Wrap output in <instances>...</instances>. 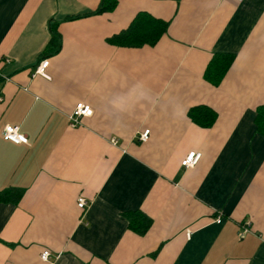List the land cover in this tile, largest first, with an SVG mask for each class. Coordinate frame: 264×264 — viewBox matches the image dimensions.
Returning <instances> with one entry per match:
<instances>
[{"label":"crops","instance_id":"crops-1","mask_svg":"<svg viewBox=\"0 0 264 264\" xmlns=\"http://www.w3.org/2000/svg\"><path fill=\"white\" fill-rule=\"evenodd\" d=\"M99 2L0 0V264H264V0H117L83 16ZM141 11L168 22L155 45L108 42ZM52 24L61 48L40 57ZM216 54L233 60L214 85ZM42 58L49 77L34 74ZM80 102L91 112L70 126ZM198 105L211 126L190 119ZM8 124L28 143L3 139Z\"/></svg>","mask_w":264,"mask_h":264},{"label":"trees","instance_id":"trees-1","mask_svg":"<svg viewBox=\"0 0 264 264\" xmlns=\"http://www.w3.org/2000/svg\"><path fill=\"white\" fill-rule=\"evenodd\" d=\"M117 0H100L96 9L86 12L83 16L98 14L110 11L115 8ZM77 16H69L66 19H75ZM168 22L155 18L147 12H138L130 22L129 26L108 38V42L122 47H140L143 45H155L160 37L166 32ZM50 39L42 51L40 57L57 53L61 48V36L56 31L54 24L51 25ZM233 56L229 54H216L209 61L205 77L212 84L217 85L226 70L229 68ZM190 119L197 125L209 127L213 124L216 113L209 107L198 105L189 109ZM254 124L257 132L264 136V105H259L255 110ZM9 191H0V201L4 200V195ZM129 226L132 230L142 234L149 227V220L139 212L128 215Z\"/></svg>","mask_w":264,"mask_h":264},{"label":"built area","instance_id":"built-area-1","mask_svg":"<svg viewBox=\"0 0 264 264\" xmlns=\"http://www.w3.org/2000/svg\"><path fill=\"white\" fill-rule=\"evenodd\" d=\"M48 65V60L46 58H42L38 64L35 67L34 74H38L44 77H49L47 73L45 72V69ZM0 100L2 98L0 97ZM91 112L90 105L86 103H77L72 111V113L69 115L70 119V126H77L80 124V118L89 115ZM1 136L5 140L12 141L14 143H28L27 137L20 131L19 126L17 125H5L3 129L1 130ZM149 137V129H144L138 134V140L141 142H145ZM110 142L112 144H116L118 141L116 138H111ZM201 157V152L197 150H191L188 153L184 155V157L181 159V166L185 168L193 167L196 165ZM86 198L84 196H79L76 200V205L79 209L84 210L86 206ZM215 221L219 223L221 221V215L218 214L215 217ZM249 223H245V225L242 226V229L240 231V236L245 234L248 231ZM187 236H189L190 232L188 231ZM50 257V252L48 250H44L40 254V258L42 260L47 261Z\"/></svg>","mask_w":264,"mask_h":264}]
</instances>
